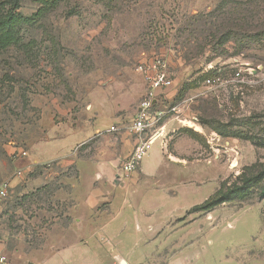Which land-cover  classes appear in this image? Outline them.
Returning <instances> with one entry per match:
<instances>
[{
  "label": "rangeland",
  "instance_id": "374dc122",
  "mask_svg": "<svg viewBox=\"0 0 264 264\" xmlns=\"http://www.w3.org/2000/svg\"><path fill=\"white\" fill-rule=\"evenodd\" d=\"M0 1L18 2L27 16L41 7ZM241 2L264 16V0H62L21 26L20 42L0 48V183L12 184L0 206V254L8 264H264L259 189L208 212L193 209L247 167L264 169V37L248 36L239 53L219 27L224 10ZM155 57L165 58L174 81L158 108L177 110L142 160L155 175L124 176L111 146L136 135L110 126L133 120L148 87L138 67ZM213 70L224 82L209 87L203 75ZM238 70L244 82L232 79ZM88 121L100 130L77 143V125ZM101 149L109 155L83 162L79 173L77 156ZM57 152L67 164L49 160ZM94 167L108 178L94 181ZM91 185L108 198L104 225L77 221L92 214L77 209V187Z\"/></svg>",
  "mask_w": 264,
  "mask_h": 264
},
{
  "label": "trees",
  "instance_id": "16d2710c",
  "mask_svg": "<svg viewBox=\"0 0 264 264\" xmlns=\"http://www.w3.org/2000/svg\"><path fill=\"white\" fill-rule=\"evenodd\" d=\"M38 1L41 3V7L30 16L24 15L18 11L20 6L18 2H15L10 5V7L6 8L5 2L0 1V12L1 10L7 9L6 13L0 15L1 49L20 42L21 37L19 28L23 25L32 24L34 21H37L47 13L52 6L58 5L62 0ZM253 1L256 0H250V2ZM241 3H244V6H239ZM241 3L238 5L235 3L224 10L219 25L224 42L234 41L240 46L239 48L241 50L238 51L239 53L243 52L245 44L247 45L249 42L248 36L255 35L256 37H264V16L261 15L259 10H254L251 6H245L246 4H249L248 2ZM256 6L259 7L260 5L257 4ZM218 75H223V73H221V71L216 72L215 70L209 71L203 75V79L205 80L209 76ZM195 86L196 85H192L190 87L193 88ZM190 132L191 134H196L192 132V130ZM233 135L240 138L255 139L253 135L248 134L244 130H236ZM256 167L257 165L247 167L246 174L242 176L239 182H235L231 185H228L226 181L222 182L218 190H216L203 203L195 205L193 209L208 212L226 202L246 200L253 195L256 189H259L261 196L264 197V169L255 170L254 168Z\"/></svg>",
  "mask_w": 264,
  "mask_h": 264
},
{
  "label": "built area",
  "instance_id": "2783aa9c",
  "mask_svg": "<svg viewBox=\"0 0 264 264\" xmlns=\"http://www.w3.org/2000/svg\"><path fill=\"white\" fill-rule=\"evenodd\" d=\"M138 71L144 76L147 81V93L141 101L133 120L123 126H110V130L127 129L131 134L136 135V144L131 154L122 162L120 166L121 172L124 176L137 172L142 164L144 156H146L151 145L157 138L163 137L165 131V117L175 112L176 107L172 108H158L159 95L163 90L173 87L174 81L168 72V65L163 57H155L150 61H144L139 67ZM222 75L209 76L204 81L209 87H214L224 81ZM237 82H244L240 70L234 73L232 78ZM227 81V80H226ZM241 83V82H240ZM27 155V151H23L21 156ZM18 175L22 171L17 172ZM11 188L10 181L0 183V206L9 197V190ZM0 264H8L7 258L0 254Z\"/></svg>",
  "mask_w": 264,
  "mask_h": 264
},
{
  "label": "crops",
  "instance_id": "0c3cea01",
  "mask_svg": "<svg viewBox=\"0 0 264 264\" xmlns=\"http://www.w3.org/2000/svg\"><path fill=\"white\" fill-rule=\"evenodd\" d=\"M100 128L99 126L96 124V121H88L85 122V124L83 123L81 126L77 125V143L80 142L81 140H83L84 138L87 137H92L97 131H99ZM168 128L167 125L165 127V133H168ZM161 138V137H160ZM159 139V138H157ZM156 141V140H155ZM165 140L161 139L162 142V146H164V142ZM164 142V143H163ZM44 141H40L39 143H37L35 147L37 146H41L44 145ZM113 146H111V153L113 154L114 157H112L111 159L113 160V162H117L116 160L118 159V157L122 156L123 157V161L131 154V152L133 151L134 147H135V140L134 138L128 136V135H124L121 138H118L117 140L113 141ZM165 147V146H164ZM110 153V154H111ZM107 153H105L104 149H101L98 152H96L94 155H89V156H85V157H78L77 156V170L80 171V164H82L83 162H98L99 160H103L107 157ZM37 155L35 154V156L32 155V157L29 156V158L33 159L32 161L35 163H39L41 162V160L36 157ZM66 155H63L61 152H57L51 159L49 160H59L58 163L59 165H65L67 164V157H64ZM163 158L165 159L164 155ZM24 161L22 163H27L28 159L24 158ZM44 161V160H43ZM46 161V160H45ZM48 161V160H47ZM119 162V161H118ZM120 164V163H119ZM148 164V163H147ZM143 175H145L146 177H153L155 175L154 170H152V167L150 165H148V171H144L142 168V164L140 169L137 171ZM134 172L133 174L137 173ZM82 175V173L80 174ZM99 176H101L102 178H104L105 176L108 178V175L106 174V172L104 171H100V169H98L97 167L93 168V173L91 175L92 179H94V181L96 180V178H98ZM110 180L113 181V184L120 183L119 185L121 187L125 186V181L122 179V177L120 176L119 179H116V174H110ZM12 185V184H11ZM77 199H79V201L81 202V204L77 205V209L78 208H82L79 210H85V207L88 209H91V213L92 214H87V215H81V216H77V221H80V223L83 220L87 221V224H95L96 220H102V224L104 225L107 221H109V219H107L103 215V211L100 209L101 204L108 198H106L104 190L102 187H97V186H88L86 188H78L77 187ZM112 204V203H111ZM85 206V207H84ZM1 211V210H0ZM82 211V212H83ZM104 220V222H103ZM70 246H76V245H70Z\"/></svg>",
  "mask_w": 264,
  "mask_h": 264
},
{
  "label": "water",
  "instance_id": "95a60500",
  "mask_svg": "<svg viewBox=\"0 0 264 264\" xmlns=\"http://www.w3.org/2000/svg\"><path fill=\"white\" fill-rule=\"evenodd\" d=\"M116 179H119V176H116Z\"/></svg>",
  "mask_w": 264,
  "mask_h": 264
}]
</instances>
